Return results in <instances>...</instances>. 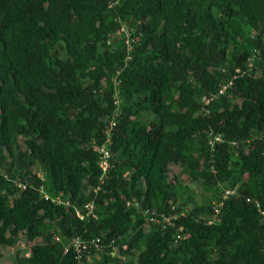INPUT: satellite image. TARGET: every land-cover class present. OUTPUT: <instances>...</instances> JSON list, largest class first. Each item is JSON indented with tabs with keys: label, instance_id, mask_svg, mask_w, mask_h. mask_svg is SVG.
Wrapping results in <instances>:
<instances>
[{
	"label": "trees",
	"instance_id": "16d2710c",
	"mask_svg": "<svg viewBox=\"0 0 264 264\" xmlns=\"http://www.w3.org/2000/svg\"><path fill=\"white\" fill-rule=\"evenodd\" d=\"M263 45L264 0H0V257L55 222L61 241L49 233L15 264H74L68 238L99 234L117 250L90 264H264V49L251 76L202 100ZM172 164L211 196L196 201ZM92 199L97 216L81 220L74 206ZM189 203L176 226H146L141 209Z\"/></svg>",
	"mask_w": 264,
	"mask_h": 264
},
{
	"label": "built area",
	"instance_id": "2783aa9c",
	"mask_svg": "<svg viewBox=\"0 0 264 264\" xmlns=\"http://www.w3.org/2000/svg\"><path fill=\"white\" fill-rule=\"evenodd\" d=\"M120 33H122L125 37V44L128 46V49H131V43L134 41V37L132 36L131 32L125 27L124 25L120 28L119 30ZM253 58L254 56L250 59L249 61V67L251 68L253 65ZM249 73V69L241 70L238 68L236 70V73L232 78L229 79L228 82L223 84L218 92L213 93L209 96L204 97V101L206 104H208L213 98H216L219 95L225 94L229 88L234 84L235 78L238 77L239 75ZM114 125V122L112 123ZM222 137L219 135H214L210 137L209 143L211 146L215 144L216 141H221ZM214 147V146H213ZM98 165L101 169V173L99 176L100 182H104L107 180L109 176V171L110 168L112 167L111 164V151L108 149V147L104 144L103 146L98 147ZM24 188L26 186H23ZM101 189V186H96L94 188V191L97 192L98 190ZM40 193L44 196L45 199L51 200L57 204H64L66 206L72 205L71 201L69 199H62L60 196L57 197H52L50 194L46 193L44 191V188H39ZM235 191L234 187H227L224 190V194L222 196L223 199L227 198L230 194H232ZM94 199V198H93ZM90 200L86 203H84V208L86 210V213L83 212V210L78 207L74 206L75 212L77 216L83 220L87 216H93L96 217V204L94 200ZM134 200V199H133ZM127 205H134L139 207L140 202L137 200L127 201ZM223 205V200L220 199L219 201L215 202L213 204V216L209 219H207L208 223L214 222L221 210V207ZM73 206V205H72ZM189 209V205H183L181 204V208L179 210H176L174 212H158L157 210H152L150 208H144L141 209L143 214L146 216V226L150 227L151 224H160L162 228H168V227H173L176 226V220L179 219L180 217L186 216L187 212ZM178 233L176 235V239H182L185 237V235L182 233L183 226L178 227ZM103 234H99L97 236H91V237H84L81 235H74L65 242L64 244V253L65 254H71L73 259H74V264H90V258L94 254H99L104 252L107 247H111L112 249L116 250V240L114 238H111L108 243L104 242L103 237L101 236ZM55 239L57 241H61L60 236H55ZM105 239V238H104Z\"/></svg>",
	"mask_w": 264,
	"mask_h": 264
},
{
	"label": "rangeland",
	"instance_id": "374dc122",
	"mask_svg": "<svg viewBox=\"0 0 264 264\" xmlns=\"http://www.w3.org/2000/svg\"><path fill=\"white\" fill-rule=\"evenodd\" d=\"M16 148L22 149L23 148V139L20 138L18 140V143L16 144ZM18 162V160H17ZM33 170L37 172L40 176L44 177V172L39 164H34ZM179 174L180 179H185L187 180L188 183H190L191 190L195 194V200L198 202H202L204 199L208 198L211 196V193L206 191L198 182H193L191 183L190 180L188 179L187 171H184L181 169L180 166L172 164L170 167V177L173 175ZM214 202V201H213ZM58 226L57 223L55 222H49L46 224V229L43 230V235L38 237L35 241H29L26 236H22L21 239L17 240L14 245L8 246L5 245L2 247V257H0V264H15L17 262V255L18 253H21V255L26 254L31 246L36 243V242H45V237L47 234H51L52 236H59L58 233ZM101 258V257H100ZM103 261V260H101Z\"/></svg>",
	"mask_w": 264,
	"mask_h": 264
},
{
	"label": "clouds",
	"instance_id": "9594fccd",
	"mask_svg": "<svg viewBox=\"0 0 264 264\" xmlns=\"http://www.w3.org/2000/svg\"><path fill=\"white\" fill-rule=\"evenodd\" d=\"M125 26V25H124ZM126 27V26H125ZM120 30V29H119ZM119 30H118V35H120V38H122V39H124V35L122 34V33H120L119 32ZM133 36V35H132ZM134 37V36H133ZM135 38V37H134ZM136 39V38H135ZM134 39V40H135ZM124 43H125V40H124ZM263 49H264V45H263V47L261 48V47H255V48H253V50H252V53L250 54V56L247 58V61H246V64L245 65H237L236 67H235V69H234V71L230 74V76L228 77V78H226V79H223L221 82H220V85L218 86V88L216 89V91H211L210 93H208V94H205L204 96H203V98H202V100H203V102H204V104L205 105H207L206 103H205V101H204V97L205 96H209V95H211V94H213V93H216V92H218V90H219V88L223 85V84H225L226 82H228L229 81V79L230 78H232L233 76H234V74L236 73V70L238 69V68H240L241 70H245V69H249V73L247 74V73H245V74H242V75H239L238 77H236L235 78V81H234V84L229 88V90L230 89H232V88H234L235 87V84H236V80L239 78V77H242V76H245V75H248V76H251L253 73V70H254V66H255V60L256 59H259V58H261L262 57V55H263ZM254 56V58H253V65H252V67L250 68L249 67V61H250V59L252 58ZM223 71H226V69L225 68H223L222 69ZM229 90L225 93V94H223V95H226L228 92H229ZM219 96H222V95H219ZM218 97V96H217ZM216 97V98H217ZM215 98H213L212 100H214ZM211 100V101H212ZM210 101V102H211ZM210 102L208 103V104H210ZM205 111L206 112H208V109H205ZM221 136V135H220ZM222 137V136H221ZM222 141V140H221ZM109 149V148H108ZM110 150V149H109ZM111 151V150H110ZM0 169L2 170V167H0ZM214 171H215V169H214ZM39 175V174H38ZM8 176V175H7ZM24 181H18V185H19V189H24V187L23 186H26L27 187V184H25V183H23ZM25 187V188H26ZM233 187V186H232ZM43 188V187H42ZM234 188H235V190H236V187L234 186ZM226 188H224V190H225ZM224 190H223V194H224ZM47 193V192H46ZM223 194H222V196H223ZM218 200H215L214 202H213V204L215 203V202H217ZM55 203V202H54ZM57 204V203H56ZM62 204V203H61ZM64 205V204H63ZM186 205H189V209H188V212H187V214H186V216H184V217H180V218H185V217H187L188 215H189V213L191 212V210H192V207L194 206L192 203H189V204H186ZM75 209V208H74ZM179 218V219H180ZM206 218V217H205ZM178 220V219H177ZM176 220V221H177ZM154 224V223H153ZM152 225V224H151ZM150 225V226H151ZM180 226H183L184 227V225H180ZM149 228V227H148ZM178 227H177V229H176V232L174 233V239H175V242L176 243H178V241L180 240H177L176 239V235H177V233H178ZM182 233L185 235V233H184V228H183V230H182ZM116 250H117V248H116ZM105 252V251H104ZM104 252H102V253H99L98 255L97 254H93L92 256H91V260H90V263L91 262H93V260L94 259H100V257L102 256V254L104 253Z\"/></svg>",
	"mask_w": 264,
	"mask_h": 264
},
{
	"label": "bare ground",
	"instance_id": "6f19581e",
	"mask_svg": "<svg viewBox=\"0 0 264 264\" xmlns=\"http://www.w3.org/2000/svg\"><path fill=\"white\" fill-rule=\"evenodd\" d=\"M263 216V215H262ZM96 234V233H95ZM91 237V236H90Z\"/></svg>",
	"mask_w": 264,
	"mask_h": 264
}]
</instances>
